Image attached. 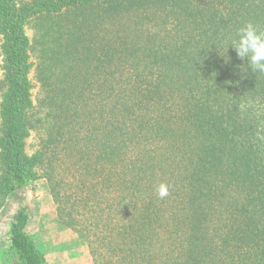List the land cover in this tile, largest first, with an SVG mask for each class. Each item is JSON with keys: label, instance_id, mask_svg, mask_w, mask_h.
I'll list each match as a JSON object with an SVG mask.
<instances>
[{"label": "trees", "instance_id": "16d2710c", "mask_svg": "<svg viewBox=\"0 0 264 264\" xmlns=\"http://www.w3.org/2000/svg\"><path fill=\"white\" fill-rule=\"evenodd\" d=\"M248 23L264 0H0V209L43 178L93 264H264V73L228 47ZM26 221L11 249L44 264Z\"/></svg>", "mask_w": 264, "mask_h": 264}, {"label": "rangeland", "instance_id": "374dc122", "mask_svg": "<svg viewBox=\"0 0 264 264\" xmlns=\"http://www.w3.org/2000/svg\"><path fill=\"white\" fill-rule=\"evenodd\" d=\"M39 21L41 20L38 18L30 19L24 26V33L30 42L28 55L33 64L28 78L32 85L31 95L34 106L37 105V100L42 97L40 93V86L42 85L37 75L41 63L38 53L41 45L35 43L39 36V30L37 32ZM67 22L65 21V23ZM101 27L103 28L102 33L99 32L100 28H98L92 35L97 34L98 38H105L108 46H111L112 49L113 32L108 35L105 31H113V29L104 23ZM82 31L84 30L81 29ZM77 56L83 57V54L80 53ZM96 58L100 60V57L96 55L92 64L99 66V63H96ZM108 66L111 69L113 67L112 64ZM36 127L25 139L24 147L28 155H32L38 150L42 131L39 129V125ZM21 210H25L27 215L24 231L33 242L36 251L42 256L44 264H93L86 241L72 229L63 227L58 222L48 184L43 178L34 182L22 183L7 197L0 209V264H23L11 249L10 244V226Z\"/></svg>", "mask_w": 264, "mask_h": 264}, {"label": "clouds", "instance_id": "9594fccd", "mask_svg": "<svg viewBox=\"0 0 264 264\" xmlns=\"http://www.w3.org/2000/svg\"><path fill=\"white\" fill-rule=\"evenodd\" d=\"M229 46L241 60H247V68L253 73H264V31L248 23L238 29ZM159 195L161 197L167 195V190L163 186L159 189Z\"/></svg>", "mask_w": 264, "mask_h": 264}]
</instances>
